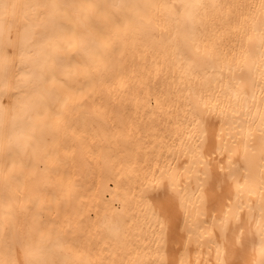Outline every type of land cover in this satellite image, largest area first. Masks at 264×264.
Instances as JSON below:
<instances>
[{
  "label": "bare ground",
  "instance_id": "bare-ground-1",
  "mask_svg": "<svg viewBox=\"0 0 264 264\" xmlns=\"http://www.w3.org/2000/svg\"><path fill=\"white\" fill-rule=\"evenodd\" d=\"M0 264H264V0H0Z\"/></svg>",
  "mask_w": 264,
  "mask_h": 264
}]
</instances>
